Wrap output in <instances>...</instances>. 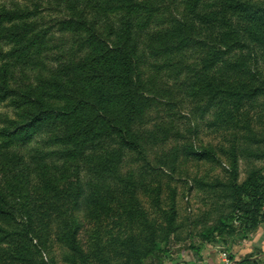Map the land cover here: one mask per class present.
I'll list each match as a JSON object with an SVG mask.
<instances>
[{
	"label": "rangeland",
	"instance_id": "374dc122",
	"mask_svg": "<svg viewBox=\"0 0 264 264\" xmlns=\"http://www.w3.org/2000/svg\"><path fill=\"white\" fill-rule=\"evenodd\" d=\"M81 18L134 51L149 106L129 135L107 127L78 144L53 117L0 147V264H137L171 219L165 264L196 261L191 235L264 167V0H0V129L29 123L43 99L63 104L87 52Z\"/></svg>",
	"mask_w": 264,
	"mask_h": 264
},
{
	"label": "trees",
	"instance_id": "16d2710c",
	"mask_svg": "<svg viewBox=\"0 0 264 264\" xmlns=\"http://www.w3.org/2000/svg\"><path fill=\"white\" fill-rule=\"evenodd\" d=\"M77 26L78 30L85 33V45L80 47L87 52L77 53V59L71 67L73 77L61 84L62 89H58L62 91L60 96L63 104L54 106L43 99L38 102V109L29 123L14 126L12 120H5L6 125L0 129V147L7 148L29 140L37 124L53 117L71 120L74 130L68 137L78 140V144L100 137L107 127L129 135L130 123L149 106V99L142 91L143 84L134 51L126 45L111 44L101 38L95 26L86 18L77 21ZM8 92L0 95V100L9 98L11 95ZM229 195L231 210L228 214L221 215L218 223L191 235L201 241L200 247L196 248L198 260L179 264H202V251L209 243L224 245L230 252L233 244H236L234 237L240 241L250 239V234L264 223V167L249 172L241 183L233 180ZM174 207L173 203V210ZM160 211L165 212V208ZM4 213L7 211L0 207V214ZM176 229L174 219H171L167 237H154L150 248L138 258L137 264H165L167 258L172 263L171 240L175 243L179 237L171 239L169 236ZM229 257L234 259L231 253ZM251 263L249 258L238 262Z\"/></svg>",
	"mask_w": 264,
	"mask_h": 264
},
{
	"label": "crops",
	"instance_id": "0c3cea01",
	"mask_svg": "<svg viewBox=\"0 0 264 264\" xmlns=\"http://www.w3.org/2000/svg\"><path fill=\"white\" fill-rule=\"evenodd\" d=\"M249 238V240L240 241L237 237H234L233 239L236 240V244H233V247L236 248L238 244L235 251L231 253L234 259L231 260L229 257V262H227L222 258V254L220 253L219 258H216V264H238V262L245 258H249L253 264H264V223L261 224L256 231L250 234ZM209 252L207 256H205V253L203 254L202 264H204L205 261L207 262L210 260L211 261L208 264H215V261L213 262L214 259L210 254L211 252Z\"/></svg>",
	"mask_w": 264,
	"mask_h": 264
},
{
	"label": "built area",
	"instance_id": "2783aa9c",
	"mask_svg": "<svg viewBox=\"0 0 264 264\" xmlns=\"http://www.w3.org/2000/svg\"><path fill=\"white\" fill-rule=\"evenodd\" d=\"M222 258L225 259V261L229 262V255H228L227 252L224 251V252L222 253Z\"/></svg>",
	"mask_w": 264,
	"mask_h": 264
}]
</instances>
